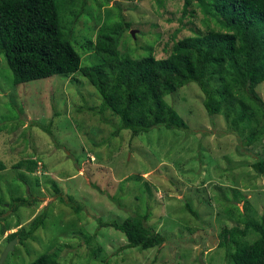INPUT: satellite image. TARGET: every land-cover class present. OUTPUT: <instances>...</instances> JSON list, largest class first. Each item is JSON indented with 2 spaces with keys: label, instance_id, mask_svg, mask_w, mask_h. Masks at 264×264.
<instances>
[{
  "label": "rangeland",
  "instance_id": "rangeland-1",
  "mask_svg": "<svg viewBox=\"0 0 264 264\" xmlns=\"http://www.w3.org/2000/svg\"><path fill=\"white\" fill-rule=\"evenodd\" d=\"M182 4L87 0L72 34L81 65L97 61L88 41L95 40L101 24L116 21L119 10L130 23L120 50L139 55L150 40L156 56H164L165 42L192 33L191 28L203 29V14L196 9L193 17L183 16ZM189 84L166 96L189 131L159 127L132 137L125 129L114 133L119 117L101 109L98 92L80 73L14 85L0 54V161L5 165L0 169V255L9 234L21 226L27 231L33 218L46 213L31 236L23 242L14 238L1 264L29 263L52 251L62 264H232L228 253L257 234L249 227L224 246L219 232L234 225L243 229L247 218L264 220V175L252 167L264 159V135L240 149L231 130L219 137L218 127L228 125L220 116L211 122L199 87ZM256 92L264 100V82ZM20 160H37L33 172L27 163L14 168ZM67 196L82 210L66 205L61 197L68 201ZM18 198L31 203L15 206ZM132 211H149L148 225L165 236L161 245L123 249V235L98 224L97 218L120 222ZM80 229L96 231L97 255L90 256Z\"/></svg>",
  "mask_w": 264,
  "mask_h": 264
},
{
  "label": "trees",
  "instance_id": "trees-1",
  "mask_svg": "<svg viewBox=\"0 0 264 264\" xmlns=\"http://www.w3.org/2000/svg\"><path fill=\"white\" fill-rule=\"evenodd\" d=\"M86 4L87 0H0V54L12 73L14 85L78 72L98 92L101 109H110L109 114L119 117L114 133L125 129L134 137L159 127L189 131L188 123L166 96L194 82L211 122L215 124L213 119L220 116L228 125L227 130L218 127L219 137L233 132L238 138V149L263 137L264 100L256 88L264 82V0H183L182 15L193 17L198 9L203 14V29L191 28L192 33L165 42L166 54L161 57L154 53L150 40L139 55L120 50V38L130 23L121 18L119 10V18L101 24L95 40L88 41L97 61L81 65L72 34ZM25 163L33 172L37 160H20L13 167L19 169ZM252 167L264 175V159L259 158ZM4 168L0 161V169ZM67 197L68 201L61 197L66 205L82 210V204ZM110 199L122 208L116 197ZM30 203L18 198L15 206ZM188 210L197 215L189 206ZM148 213L132 211L120 222L97 220L100 227H110L123 235V249L145 250L165 241L163 234L148 225ZM45 215L43 212L33 218L27 231L21 226L8 238L23 242L44 222ZM244 222L243 229L234 225L219 232L224 246L233 236L246 235L249 227L257 234L253 241L243 242L229 252L228 259L232 264H264V220L247 218ZM79 231L86 234L90 256L97 255L101 248L95 241L96 231ZM23 264L62 263L52 251Z\"/></svg>",
  "mask_w": 264,
  "mask_h": 264
},
{
  "label": "water",
  "instance_id": "water-1",
  "mask_svg": "<svg viewBox=\"0 0 264 264\" xmlns=\"http://www.w3.org/2000/svg\"><path fill=\"white\" fill-rule=\"evenodd\" d=\"M131 33L133 35V30H131ZM15 239H12L8 242L6 248L3 250L2 254L0 255V264L5 260L6 256H7V253L12 250L13 248V244L15 243Z\"/></svg>",
  "mask_w": 264,
  "mask_h": 264
},
{
  "label": "clouds",
  "instance_id": "clouds-1",
  "mask_svg": "<svg viewBox=\"0 0 264 264\" xmlns=\"http://www.w3.org/2000/svg\"><path fill=\"white\" fill-rule=\"evenodd\" d=\"M132 30H133V29H132ZM134 31H135V30H133V32H134ZM130 34H132V33H131V30H130ZM132 36H134V33H133V35H132Z\"/></svg>",
  "mask_w": 264,
  "mask_h": 264
}]
</instances>
